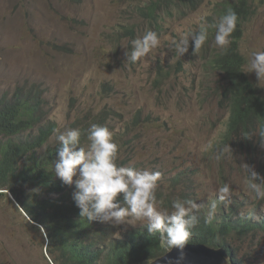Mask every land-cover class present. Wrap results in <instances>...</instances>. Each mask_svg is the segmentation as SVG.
<instances>
[{
    "label": "rangeland",
    "instance_id": "374dc122",
    "mask_svg": "<svg viewBox=\"0 0 264 264\" xmlns=\"http://www.w3.org/2000/svg\"><path fill=\"white\" fill-rule=\"evenodd\" d=\"M152 1L0 0V98L24 84L39 85L45 99L41 127L56 123L61 131L82 133L91 123L108 127L119 145V166L161 173L156 189L161 210L171 211L161 201L168 195L204 204L195 215H207L217 189L228 183L231 198L217 201L214 217L235 210L240 217L264 221V200L253 199L242 166H253L261 176V154L252 157L233 147L216 159L230 147L223 141L230 114L221 99L229 86L192 47L191 34L218 22L214 14L222 0H204L197 10L166 7L155 24L141 12ZM148 30L158 34L160 46L135 63L128 61L131 41ZM182 37H189V49L179 56L172 41ZM241 45L247 60L264 51V0H255ZM248 75L264 97V80L258 85L255 72ZM39 128L31 134L39 135ZM240 138L243 134L235 141ZM87 145L82 135L81 146ZM58 146L54 135L48 149ZM74 190L69 185L68 193ZM26 215L18 203L0 196V264H54L46 244L51 241ZM94 225L107 230L108 238L123 240L145 229L146 221L135 227ZM230 239L244 263L264 264V231Z\"/></svg>",
    "mask_w": 264,
    "mask_h": 264
},
{
    "label": "trees",
    "instance_id": "16d2710c",
    "mask_svg": "<svg viewBox=\"0 0 264 264\" xmlns=\"http://www.w3.org/2000/svg\"><path fill=\"white\" fill-rule=\"evenodd\" d=\"M203 3L204 0H155L141 12L146 20L155 24L166 7L181 4L197 10ZM254 7L255 0L219 2L214 16L220 18L232 9L238 17L230 43L226 49L217 45L215 50L211 49L216 31L213 25L217 23L213 22L207 28L208 39L196 53L208 61L210 69L220 72L229 86L221 98L230 114L224 143L252 157L261 154L260 173L264 177V150L258 152L262 146L260 138L256 137L257 133L264 132V97L246 73L247 58L241 45L244 27L253 16ZM130 33L134 36L131 30ZM28 87L24 84L13 94L0 98V196L7 197L14 205L18 203L28 219L45 230L47 240L51 241L46 244L54 264H155L169 251L161 243L159 233L150 234L145 226V229L134 230L126 239L112 240L107 230L101 232L98 225H94L99 221L90 222L79 216L80 210L68 193L69 185L53 171L59 146L48 148L58 125L51 123L41 127L45 99L39 85ZM38 127L39 135L33 136L31 132ZM241 134L243 138L235 141ZM53 195L60 196L52 199ZM172 200L168 195L161 199L170 209ZM206 216L197 218L186 244L224 248L230 256L228 264H246L230 237L264 231V221L240 217L235 210L224 212L220 220L213 217L211 222H206Z\"/></svg>",
    "mask_w": 264,
    "mask_h": 264
},
{
    "label": "clouds",
    "instance_id": "9594fccd",
    "mask_svg": "<svg viewBox=\"0 0 264 264\" xmlns=\"http://www.w3.org/2000/svg\"><path fill=\"white\" fill-rule=\"evenodd\" d=\"M237 20L236 12L229 9L213 25L216 29L214 42L218 47L227 48ZM190 36L195 54L208 39L207 28L201 25L200 30ZM172 45L176 54L183 56L189 49V37L173 40ZM159 46L158 34L148 30L131 41V51H126L125 56L128 61L135 63ZM250 72H255L258 85L264 80V51H255L249 55L246 73ZM54 131L59 144L53 165L54 175L67 185L74 184L72 198L80 210L79 216L90 222L99 221L113 226L135 227L136 222L146 221L148 232L159 233L161 243L167 250H177L174 264H184L185 246L198 222L195 213L204 204L176 198L171 202V211L158 208L156 189L161 173L119 166V145L113 139L114 133L106 126L91 123L86 133H82L79 128ZM82 135H86L87 148L81 146ZM259 138L264 147V132L259 133ZM229 151H232L229 145L222 148L216 159ZM242 166L247 173L246 186L253 199L264 200V177L253 166ZM231 195L228 183L217 189L215 199H211L208 205L206 222H211L215 216L217 201L229 200Z\"/></svg>",
    "mask_w": 264,
    "mask_h": 264
},
{
    "label": "water",
    "instance_id": "95a60500",
    "mask_svg": "<svg viewBox=\"0 0 264 264\" xmlns=\"http://www.w3.org/2000/svg\"><path fill=\"white\" fill-rule=\"evenodd\" d=\"M186 258L184 264H228L230 256L224 248H211L203 244H186ZM178 252L176 249L168 251L155 264H174Z\"/></svg>",
    "mask_w": 264,
    "mask_h": 264
},
{
    "label": "bare ground",
    "instance_id": "6f19581e",
    "mask_svg": "<svg viewBox=\"0 0 264 264\" xmlns=\"http://www.w3.org/2000/svg\"><path fill=\"white\" fill-rule=\"evenodd\" d=\"M6 193V192H5ZM255 233V232H254ZM257 233V232H256ZM260 233V232H259ZM262 234V233H261Z\"/></svg>",
    "mask_w": 264,
    "mask_h": 264
}]
</instances>
